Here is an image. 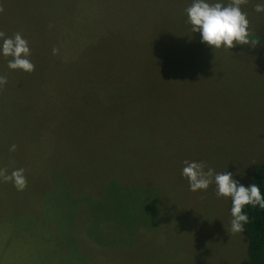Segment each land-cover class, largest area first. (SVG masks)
<instances>
[{"label": "rangeland", "instance_id": "1", "mask_svg": "<svg viewBox=\"0 0 264 264\" xmlns=\"http://www.w3.org/2000/svg\"><path fill=\"white\" fill-rule=\"evenodd\" d=\"M192 2L0 0V31L20 32L32 62H51L43 52L60 40L85 60L74 68L85 94L103 93L86 100L90 122L64 120L75 94L27 80L0 54V167L24 168L28 182L24 191L0 182V264L245 258L244 237L229 231L231 199L215 183L190 191L182 170L205 161L247 187L264 162V12L254 10L264 0L242 6L257 45L230 50L191 32Z\"/></svg>", "mask_w": 264, "mask_h": 264}, {"label": "clouds", "instance_id": "2", "mask_svg": "<svg viewBox=\"0 0 264 264\" xmlns=\"http://www.w3.org/2000/svg\"><path fill=\"white\" fill-rule=\"evenodd\" d=\"M248 0H229L227 5L222 2H209V0H193L185 9L191 25V32L201 34L202 42L213 49L230 50L237 45H251L255 47L258 38H252L250 21L247 12L242 10ZM257 13L264 12V4H256ZM3 4H0V14L4 13ZM0 54L11 57L7 67L11 70H22L27 73L35 71V65L30 60L31 50L29 42L22 37L20 32L6 36L0 31ZM53 55L59 52L58 48L52 49ZM7 84V76L0 75V91ZM17 146L11 145L9 151L15 152ZM182 176L188 180L189 190L192 192L207 191L215 183L216 196L231 199V221L229 231L232 234L242 233L245 225L250 223V218L245 211L246 206L264 209V195L255 184L245 187L233 178L230 172L217 173L205 161H183ZM24 168L14 169L9 173L8 168L0 167V182L12 183L17 191H24L27 186V177Z\"/></svg>", "mask_w": 264, "mask_h": 264}, {"label": "trees", "instance_id": "3", "mask_svg": "<svg viewBox=\"0 0 264 264\" xmlns=\"http://www.w3.org/2000/svg\"><path fill=\"white\" fill-rule=\"evenodd\" d=\"M250 27H252V25H250ZM46 29L47 31L45 32L47 35H49L50 32L51 35L56 36L54 35V31L50 30L48 32V28ZM53 41L55 43L52 45V47L49 46L50 48L45 49V51L43 52L45 53L43 56L52 53L51 62L34 61L33 63L35 65V71L30 74L26 72L27 73L26 79L33 82H40V84L51 85L52 88L55 87L58 88L61 85L65 86L66 92L68 94L71 95L75 94L74 103L79 106L78 107L74 105L69 106L68 108L69 114L66 116L64 120H69V118L71 117L75 120L78 117H79L78 119H85L87 117L88 122H90L92 118L86 113L87 111L86 100L97 103L98 99H100L103 96V93L101 91H98L95 93L92 92V94L90 92H87L85 94V90L80 86L81 80L74 71V68L77 67L79 64L85 62V60H77V57L76 59H72L71 53L64 54L63 52V45L67 47L66 44H62L60 40L56 41L55 39H53ZM73 46L74 48H76L79 47L80 45H77V43L74 42ZM54 47L59 49V52L56 55H53L52 52V49ZM68 47H70V44L68 45ZM55 62L57 63L55 64ZM145 62L149 64V61L145 60ZM57 69L63 72L62 75L55 74ZM97 80H100L105 85L104 76H100V78H98ZM25 81L26 80H23L22 82ZM94 82H96V79L90 78L87 86L90 88V85ZM65 84H67L68 86ZM69 84H75V85H69ZM79 87H81V89H79ZM76 93H78L77 96ZM250 180L251 181L248 186L255 183L260 188L262 195H264V162L252 166V175ZM231 206L232 203L230 202V211H231ZM245 211L249 215L250 223L245 225V230L241 234L244 237V241L247 244V252L245 258L236 264H264V209H260L258 206L253 208L252 206L249 205L246 206Z\"/></svg>", "mask_w": 264, "mask_h": 264}]
</instances>
